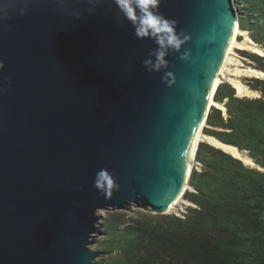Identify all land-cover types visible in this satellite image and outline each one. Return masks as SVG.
I'll return each mask as SVG.
<instances>
[{"label":"water","instance_id":"1","mask_svg":"<svg viewBox=\"0 0 264 264\" xmlns=\"http://www.w3.org/2000/svg\"><path fill=\"white\" fill-rule=\"evenodd\" d=\"M65 3L0 0L9 16L0 20V264H99L98 211L168 213L238 23L233 0H161L188 40L168 68L148 73L156 45L118 26L111 0L92 14L87 0ZM101 169L118 189L94 188Z\"/></svg>","mask_w":264,"mask_h":264},{"label":"trees","instance_id":"2","mask_svg":"<svg viewBox=\"0 0 264 264\" xmlns=\"http://www.w3.org/2000/svg\"><path fill=\"white\" fill-rule=\"evenodd\" d=\"M238 27L264 49V0H236ZM264 73V58L242 52ZM258 97H238L220 83L203 133L253 164L200 142L178 215L108 213L99 264H264V79L247 80Z\"/></svg>","mask_w":264,"mask_h":264},{"label":"clouds","instance_id":"3","mask_svg":"<svg viewBox=\"0 0 264 264\" xmlns=\"http://www.w3.org/2000/svg\"><path fill=\"white\" fill-rule=\"evenodd\" d=\"M22 4H26L27 0H21ZM103 0H87L91 5L87 9L88 14H92L96 10V5L102 3ZM116 6L119 15L116 17V24L122 26V20L129 23L134 29V35L137 39H150L156 47L150 50L147 55L149 58L143 60L142 66L148 73L160 72L162 69L169 67L168 61L165 59L169 52H180L182 46L188 40L183 32H177V23L175 20L166 19L160 12L159 6L161 0H111ZM60 6L59 11H66L67 5L65 0H57ZM0 20L8 19L9 16L4 14L6 10L0 7ZM26 14V10H21L19 15ZM77 15L78 14H74ZM154 58V59H153ZM179 59L187 61L189 59L188 51H184ZM4 65L0 62V69ZM170 72H166L162 77V82L170 76ZM111 175L107 170L101 169L95 177L94 188L106 194L109 190L118 189Z\"/></svg>","mask_w":264,"mask_h":264},{"label":"bare ground","instance_id":"4","mask_svg":"<svg viewBox=\"0 0 264 264\" xmlns=\"http://www.w3.org/2000/svg\"><path fill=\"white\" fill-rule=\"evenodd\" d=\"M238 33H239L238 23H235L234 27L232 29V32L230 34L229 41H228V43L226 45V48H225L221 63L219 65V67H218L217 73H216L212 83L209 86V90L207 92V97H206V102H205V105H204V109H203V112L201 114V117H200L199 123L197 125V128L195 130V133L193 135L192 142H191V144L189 146L188 155H187L188 156L187 157V173L188 174L192 171V168H193V165H194V150H195L197 144H199V142L201 140H203V139H205L210 144L225 150L226 152L232 154L233 156H235L237 158L241 157V156L239 157V154L237 153V151L234 148L221 145L220 143L216 142V140H214L213 138L207 137V136H203V134H202L203 127L206 126L205 118H206L207 113L210 111V108L212 106L222 108L220 105L216 104L213 101V96L215 94V91L218 88V85L220 83H222V80L231 81L233 86L237 89L238 94L246 92V89L240 84L239 81H236L235 79H232V76H233L232 73H229L228 71H226L227 69L225 70V68L227 66V63L230 62V60H231L230 59V54L232 53L234 47L238 46V47L243 48V49H248V50H251L252 52H254L257 55L264 57V51L260 47H257L255 45H253L252 41H250L249 39L245 38V40L243 42H241L240 44L236 43L237 42V38L236 37H237ZM236 71L238 72V70H236ZM236 71H234V73ZM246 73L254 74L256 76H264V73L260 72V71L249 70V71H246ZM235 75H236V73H235ZM236 76H240V75L237 74ZM242 160L244 162H248L247 160H244V159H242ZM188 186H189L188 183H187V185L184 184V186H183V188H182V190L180 192V195L174 200V202L170 206L169 210L174 205H176V203L179 201V199L181 198L182 194L184 193V191L186 190V188Z\"/></svg>","mask_w":264,"mask_h":264},{"label":"rangeland","instance_id":"5","mask_svg":"<svg viewBox=\"0 0 264 264\" xmlns=\"http://www.w3.org/2000/svg\"><path fill=\"white\" fill-rule=\"evenodd\" d=\"M236 4V0H233V5ZM236 11L238 12V9H236ZM239 28V27H238ZM237 42L238 44H240L241 42H243L246 39H249L251 41V39L249 38V35L247 32H244V31H241L239 29V33L237 34ZM253 43V42H252ZM253 45L257 46V47H260L258 45H256L255 43H253ZM261 48V47H260ZM263 51L264 49L261 48ZM242 52H247V53H251V54H255L254 52H252L251 50H248V49H243V48H240L238 46L234 47L232 53L230 54V62L227 63V66L225 68L226 71H228L229 73H232V79H235L236 81H239L240 84L246 89V92H243V93H240L238 94V91L237 89L233 86V84L231 83V81L229 80H222V83H227L229 84L232 88H234L235 90V94L236 96L238 97H249V98H255V97H258L259 94L255 91H252L250 90V88L247 86V80H250V79H253V78H258V79H264V76H256L254 74H249V73H246V71H249V70H252V71H258L256 70L251 61L246 59L245 57L242 56ZM257 55V54H256ZM259 56V55H258ZM262 57V56H261ZM264 58V57H263ZM249 69V70H248ZM238 70V72L236 71ZM234 71H236V75H240V76H236ZM261 72V71H260ZM234 73V74H233ZM219 108V107H218ZM223 110V108H220ZM206 126L203 127V130H202V134L203 136H206L203 131H204V128ZM209 137V136H207ZM200 142H207L205 139L201 140ZM199 142V143H200ZM209 143V142H207ZM210 144V143H209ZM212 145V144H211ZM241 156V157H240ZM239 159L245 164V165H248V166H252L253 164L250 162V160L242 153V154H239ZM244 160H247L248 162H244L242 159ZM195 160H194V165H193V168L192 170L195 168ZM187 190H191V188L188 186L186 188V190L184 192H186ZM184 194V193H183ZM183 194L181 196V198L179 199V201L176 203V205H174L169 211L168 213H173V214H176L178 215V212H180L181 210H183V208L185 206H188L189 204L183 199ZM114 210H100L98 211V214L101 216V219L99 220L98 222V227H99V230L100 233L95 235L93 237V241H92V244L91 246L94 248V252H101V251H98L96 248H97V244L99 241H101L103 238H104V235L101 233V230H102V223L105 219V217L108 215V213L112 212ZM122 212H124L125 214H128V215H131L133 214L134 212L136 211H148V210H144V209H141L140 207L136 206V205H130L127 209L125 210H121ZM151 214H156V213H152L150 212ZM166 213V214H168ZM157 215V214H156ZM103 258H105V255L104 254H97L96 257L94 258V261L95 262H98L100 260H102Z\"/></svg>","mask_w":264,"mask_h":264}]
</instances>
